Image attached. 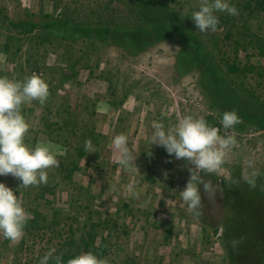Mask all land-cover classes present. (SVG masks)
<instances>
[{
  "label": "rangeland",
  "instance_id": "rangeland-1",
  "mask_svg": "<svg viewBox=\"0 0 264 264\" xmlns=\"http://www.w3.org/2000/svg\"><path fill=\"white\" fill-rule=\"evenodd\" d=\"M200 2L157 0L173 29L155 36L136 32L137 0H0V76L37 73L49 85L44 104L21 106L25 143L48 144L60 161L44 184L0 176L30 213L19 240L0 235V264H39L52 248L108 264H264V0H229L239 14L217 12L215 32L191 19ZM233 109L241 122L225 129ZM185 115L237 140L220 170L200 171L222 187L214 215L203 185L198 216L180 199L194 165L148 143L153 122ZM120 133L135 157L127 168L112 144ZM253 170L256 187L244 179Z\"/></svg>",
  "mask_w": 264,
  "mask_h": 264
},
{
  "label": "clouds",
  "instance_id": "clouds-1",
  "mask_svg": "<svg viewBox=\"0 0 264 264\" xmlns=\"http://www.w3.org/2000/svg\"><path fill=\"white\" fill-rule=\"evenodd\" d=\"M217 12L238 15L239 9L229 0H201L199 9L192 12L191 19L200 32H215L219 24ZM49 96V85L37 73L26 76L23 80H14L0 76V176L11 174L18 178L23 187L47 183L49 167H58L60 161L56 153L46 143H38L29 147L25 143V134L29 123L22 114L21 106L33 100L44 104ZM241 122L236 110H227L222 114L221 125L225 129L233 128ZM153 131L148 137L150 145L162 146L176 159L186 158L194 167L189 169L190 176L183 190L179 191L181 201L187 205V210L193 215H199L202 197L200 186L210 190L200 171L216 172L222 167L227 151L237 143L232 135H221L216 126L202 117L185 115L174 126H165L162 121L153 122ZM112 144L119 150L117 161L121 166L134 165L135 157L129 148L128 136L117 134ZM85 148L94 152L91 140L85 141ZM252 166V162H249ZM258 173L253 170L245 176V181L256 187ZM30 213L15 194V190L0 182V235L5 239L19 240L23 234ZM236 243L235 241L233 242ZM52 248L40 259L39 264H108L104 258L98 257L92 251L78 253L66 261L62 255H54Z\"/></svg>",
  "mask_w": 264,
  "mask_h": 264
},
{
  "label": "trees",
  "instance_id": "trees-1",
  "mask_svg": "<svg viewBox=\"0 0 264 264\" xmlns=\"http://www.w3.org/2000/svg\"><path fill=\"white\" fill-rule=\"evenodd\" d=\"M137 3H139V12L142 13L141 20L145 21V24H139L137 27L136 32L137 33H142L146 32L148 29H150L149 33L150 34H155V36H159L160 34L162 35L163 32H165L168 29H173L172 28V22H167L166 20V12L167 10L160 4L157 3V0H137ZM260 4H264L261 3ZM171 19V18H170ZM146 22L149 24V28H146ZM20 24H26L25 31L31 30V28H35L38 25L36 23H30V22H24ZM181 28V27H180ZM179 28V29H180ZM178 31V27L176 28ZM103 31H108V29H104ZM181 31V30H180ZM126 33L123 34H129V31H125ZM181 33H184V31H181ZM140 36L137 34L136 39H138ZM192 38H195L192 36ZM128 40H131V37H129ZM197 43V40H195ZM198 50L196 51V55H198V51L200 48V45H196ZM254 117H251V120ZM92 239V238H91ZM103 247L100 248L98 253H102V251L105 249V244H102ZM60 255L63 256L64 260L66 261L69 257L73 256V253H70V248L64 250L62 249L60 252Z\"/></svg>",
  "mask_w": 264,
  "mask_h": 264
},
{
  "label": "flooded vegetation",
  "instance_id": "flooded-vegetation-1",
  "mask_svg": "<svg viewBox=\"0 0 264 264\" xmlns=\"http://www.w3.org/2000/svg\"><path fill=\"white\" fill-rule=\"evenodd\" d=\"M208 185H209L210 190H205L203 186L201 191L205 197L209 211L211 212V214L214 215V212L217 208H219L218 209L219 211H222L224 209V203L222 201V197L219 196L218 192L211 191L212 190L211 187L216 186V184H213V185L208 184Z\"/></svg>",
  "mask_w": 264,
  "mask_h": 264
},
{
  "label": "water",
  "instance_id": "water-1",
  "mask_svg": "<svg viewBox=\"0 0 264 264\" xmlns=\"http://www.w3.org/2000/svg\"><path fill=\"white\" fill-rule=\"evenodd\" d=\"M211 188H212L211 191L218 192L219 196L222 197V201H223V194H222V187H221V185L220 184H216V186L211 187Z\"/></svg>",
  "mask_w": 264,
  "mask_h": 264
}]
</instances>
